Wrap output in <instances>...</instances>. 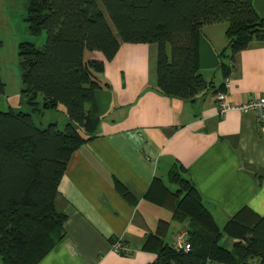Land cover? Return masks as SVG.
Segmentation results:
<instances>
[{"label":"trees","instance_id":"16d2710c","mask_svg":"<svg viewBox=\"0 0 264 264\" xmlns=\"http://www.w3.org/2000/svg\"><path fill=\"white\" fill-rule=\"evenodd\" d=\"M24 21L30 35L43 32L45 41L39 48L16 47L20 94L29 112L0 111V264H37L63 238L56 186L72 152L93 138L87 131L97 119L93 105L103 70V62L84 60V52L110 61L120 43L154 44V90L192 100L209 87L195 63L202 26L226 24L219 56L226 53L229 63L251 42H264V20L250 0H25ZM3 87L0 79V93ZM222 90L223 84L213 94ZM38 99L47 108L62 107V129L54 123L35 127L31 113L38 112ZM183 173L172 165L165 182L152 180L146 195L170 209L173 221L186 223L189 250L165 243L168 222L159 220L142 244L154 252L148 264H264V215L242 207L218 227ZM152 187L159 188L157 197ZM116 190L128 199L117 183ZM222 237L230 249L218 244Z\"/></svg>","mask_w":264,"mask_h":264},{"label":"crops","instance_id":"0c3cea01","mask_svg":"<svg viewBox=\"0 0 264 264\" xmlns=\"http://www.w3.org/2000/svg\"><path fill=\"white\" fill-rule=\"evenodd\" d=\"M250 3L264 20V0ZM225 27L219 22L199 29L195 63L209 87L192 100L154 90V44L120 43L110 61L95 51L83 53L103 62L93 105L103 116L96 119L93 138L72 152L58 181L54 206L65 216L63 238L37 264L152 262L154 252L142 244L157 221L168 222L169 245L187 230L185 222L172 220L170 209L146 195L152 180L166 177L174 164L184 169L183 177L218 227L242 207L264 215V136L251 113L219 115L212 100L225 79L230 104L264 95V42H251L229 63L226 53L219 56ZM152 189L157 197L159 188ZM112 240L126 247V254L112 251Z\"/></svg>","mask_w":264,"mask_h":264},{"label":"rangeland","instance_id":"374dc122","mask_svg":"<svg viewBox=\"0 0 264 264\" xmlns=\"http://www.w3.org/2000/svg\"><path fill=\"white\" fill-rule=\"evenodd\" d=\"M25 17V0H0V79L4 84L3 91L0 93V111H15L27 113L28 107L25 105V98L20 94V84L18 79L16 47L18 43H28L36 48L42 46L45 41V34L42 32L38 36L30 35L26 29ZM86 53V52H85ZM84 60L88 56L84 55ZM106 102L99 101L97 105H105ZM62 107L57 105L56 108H42V101L38 99V112L31 113V119L35 127L45 128L48 124L54 123L59 129H62L66 123ZM108 114L112 112L108 108ZM103 116L102 110H95L94 115ZM107 114V115H108ZM92 114V118H94ZM97 123L87 131L93 134L96 130ZM165 176L162 175L164 179ZM166 178V177H165ZM165 181V180H164ZM173 190L175 186L169 185ZM219 245L230 249V240L222 237Z\"/></svg>","mask_w":264,"mask_h":264},{"label":"built area","instance_id":"2783aa9c","mask_svg":"<svg viewBox=\"0 0 264 264\" xmlns=\"http://www.w3.org/2000/svg\"><path fill=\"white\" fill-rule=\"evenodd\" d=\"M228 86V81L225 79L223 82L224 91L213 94L212 100L217 106L218 114L222 115L227 111L251 113L255 118L260 133L264 136V95H261L258 98H250L241 104L234 105L225 101V91L227 90ZM185 239V232L177 233L174 236L171 247L174 250H182L184 252L188 251L189 244ZM111 249L112 251L119 254H126L127 252V248L120 244L117 240L111 244Z\"/></svg>","mask_w":264,"mask_h":264},{"label":"water","instance_id":"95a60500","mask_svg":"<svg viewBox=\"0 0 264 264\" xmlns=\"http://www.w3.org/2000/svg\"><path fill=\"white\" fill-rule=\"evenodd\" d=\"M47 107H48L47 103L42 102V108L47 109Z\"/></svg>","mask_w":264,"mask_h":264}]
</instances>
